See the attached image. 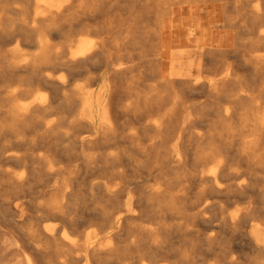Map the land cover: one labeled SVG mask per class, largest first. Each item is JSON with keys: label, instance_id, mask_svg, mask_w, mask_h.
<instances>
[{"label": "bare ground", "instance_id": "obj_1", "mask_svg": "<svg viewBox=\"0 0 264 264\" xmlns=\"http://www.w3.org/2000/svg\"><path fill=\"white\" fill-rule=\"evenodd\" d=\"M124 1L114 6L110 0H0V78L8 79L0 87L6 97L0 104V130L10 131L19 143L26 129L39 130L42 141L67 136L80 157L90 152V162L138 159L137 169L151 165L154 178L146 188L144 180L130 183L119 170L113 183L95 180L85 186L63 176L65 168L54 152L0 144V264H238L234 252L242 240L256 252L251 264H264V221L251 222L254 210L264 218V165L258 164L264 160V136L244 144L210 143L212 136L199 129L205 115L189 101L192 92L209 94L212 112L236 129L233 134H239L251 114L264 133V0H233V17L215 6L226 0H137V12L136 0ZM76 30L92 32L95 38L79 35L68 46L55 45L56 37ZM127 44H138V54L150 66L169 57L173 63L150 70L153 78L159 76L153 83L142 86L136 81L135 99L123 104L120 84L129 70L121 48ZM225 50L252 67L258 87L228 68L202 74L187 60ZM100 61L104 71L97 89L73 85L80 73L95 80L92 69ZM15 80L19 85L12 84ZM76 93L80 108L73 117L57 111L70 108ZM121 109L137 113L139 126L126 134L117 133ZM150 112L156 116L146 119ZM81 126L90 133L80 132ZM116 137L135 141L132 152L108 151L103 156L99 149ZM207 142L208 150L202 148ZM41 145L50 149L57 144ZM231 160L245 162L249 177ZM194 184L201 185L198 193ZM37 192L45 195L46 218L56 219L52 225L39 223L32 213V194ZM86 195L103 202L94 218L101 226L108 223L109 240L95 231L73 235L83 215L70 212L81 209ZM166 196L171 201L165 216L140 221L149 199L163 201ZM245 197H254L257 205L228 211L223 204ZM105 206H112L111 211ZM197 224L207 228L203 235ZM224 226L236 230L240 239L222 242L214 229ZM174 232L192 238L176 245L167 239ZM210 256L215 259L207 262Z\"/></svg>", "mask_w": 264, "mask_h": 264}, {"label": "rangeland", "instance_id": "obj_2", "mask_svg": "<svg viewBox=\"0 0 264 264\" xmlns=\"http://www.w3.org/2000/svg\"><path fill=\"white\" fill-rule=\"evenodd\" d=\"M111 3H113L114 6H123L124 5V0H110ZM144 1V0H140ZM138 1H135V6H137L135 12L137 10L139 11L138 7L140 6ZM236 1L233 0H226L225 2H218L215 4V6L218 9H224L225 13L231 17L235 16L237 14V9H236ZM150 6H154L150 5ZM159 8V7H158ZM151 14V13H150ZM101 18H97L95 21H100ZM92 32L85 31V30H76L72 31L70 34H62L54 39V43L57 47L61 46H68L73 43L71 39H75L79 35H88L89 37L95 38L94 35L89 34ZM240 41L248 44L246 41V38L244 36H240L238 38ZM246 46V45H243ZM139 50V45L138 44H127L125 47L121 48V52L123 53L124 56H122V61L127 64V69L129 70V73L127 74L126 80L125 78L123 79L124 82L120 84V99L123 104H126L130 102L131 100L135 99V88H136V81H141L142 86H145L149 83H153L152 80V75L149 74L150 70L155 72L156 70H161L164 67H169L170 64L173 63V58H164L162 61L159 60L157 62L158 64H155V66H150L146 62H143L144 58L140 57L138 54ZM115 53V50L112 49ZM113 57V54L111 55L110 58ZM143 59V60H142ZM188 62L193 66L194 68H197L200 70V73L202 74H218L225 69H231L233 73H235L237 76L241 77L246 81L248 84H250L251 87L254 89L259 86V81L256 78L257 73L252 69V67L245 63L243 60H241L240 55L236 54L232 50H225L222 52H215L210 57H189ZM104 71V67L102 66V61L98 63L97 67H94L92 69V75L94 76L95 80L90 81L87 80V74L86 73H80L75 75L74 80H73V85L79 84L81 87L85 86L87 88L91 87L93 89H97L101 84V78H99L100 74H102ZM148 72V73H147ZM64 73V71H59L58 74ZM96 73V74H95ZM99 73V74H98ZM141 75V78L139 76ZM145 74V75H144ZM5 75V71H4ZM149 76V77H148ZM6 76H2L0 78V87H3L5 84L8 83V79H5ZM159 77V76H157ZM157 77L153 79H157ZM145 79V80H144ZM152 80V81H151ZM90 81V83H89ZM92 82V83H91ZM20 81L15 80L12 82L14 85H19ZM91 85V86H90ZM98 86V87H97ZM134 89V90H133ZM130 90L129 93L127 91ZM40 93L44 96H48V92L46 90H41ZM73 101L71 103L70 108H59L57 111L63 112L66 116H69L70 118L75 115V112L79 110L80 108V103L77 99L78 94H74L71 96ZM189 101L192 102L195 107L197 108L198 111H201L202 114L205 115V120H207L204 124H200L199 129L204 133V135H211L212 140L210 143L213 144H244V142L251 139L252 137L256 135L262 134L264 136V133H261L258 130L257 127V122L254 119V115H250L249 118L246 120L244 123V126L242 124L241 130H237L239 134H233L237 133L236 129H231L229 126V122L226 120L222 119L219 116H216L211 108L213 107L211 104L212 97L209 94H205L202 92L197 93H190L189 94ZM8 102V101H7ZM6 103V97H4V94H0V104ZM168 105V104H167ZM167 107V106H166ZM1 108H3L1 106ZM120 112V115L118 118L117 124L119 126L117 133H121L123 131V134L128 133L130 130V127H138L139 123L135 120L136 114H134L133 111L130 109L127 110H122ZM144 112V111H143ZM53 115L56 117L59 116V112H54ZM156 116L152 112H150V115L146 117V119H150ZM135 120V121H134ZM135 125V126H134ZM80 132L83 134L87 132L90 133V129L87 127H79L78 128ZM82 129V130H81ZM120 131V132H119ZM68 132H71L69 130ZM39 130H28L26 129L23 137V141L21 143L17 142L18 138L16 136H13L10 131H4L0 130V144H29L31 148H33L35 151H41L46 152V151H51L57 154L58 156V162L59 164L63 165L65 168V171L63 173L64 177H70V178H76L78 181L82 182L83 184H88L92 181L95 180H101V181H106L109 183H113L115 181L116 173L121 170L122 172H125L128 178V181L130 183H134L135 180H144L143 185L148 186L151 185V183L154 181L153 175L151 174L152 172L150 169L152 168L151 165H148L146 167L138 168V159H131L130 162L125 163H119V162H114L111 161L110 159L107 160H98L96 163L90 162L89 159H91V156L88 155L90 153L89 151H84L82 154V157H80L79 149H75L73 146L68 145V144H76L71 142V138L65 137L64 139H58V140H48V141H42L39 138ZM23 134V133H22ZM238 139V140H237ZM124 140V141H123ZM147 142V140H145ZM41 144H57V145H51L50 149L48 146L41 145ZM104 144V143H100ZM105 146L102 147V149H99L101 154L103 156H106L108 151H118V150H125L128 151L129 153L132 152V147L131 144H136L135 141H130L129 139H122L120 137H116L115 139L110 140L109 142H105ZM264 144V143H263ZM66 146V147H65ZM202 148L208 150L209 149V144L208 142L205 144H202ZM231 164L233 167H238L243 172V175L245 177H249L248 173L244 171V168H246L245 162H238L237 160H231ZM260 165H264V160H261L258 162ZM35 165H39L38 163L35 162ZM95 166V169L92 170L90 167ZM9 167V166H8ZM18 169V168H17ZM134 169H137L138 171H135ZM134 170V171H133ZM150 184V185H149ZM195 185L194 191L196 193L199 192L201 189V185ZM37 186V184H36ZM132 186V185H131ZM39 187V186H38ZM37 187V188H38ZM39 189V188H38ZM45 198V195H41L40 193H33L32 194V206L31 210L32 213L36 216L37 220L39 223H46L49 225H52L56 222V219L52 217H47L46 214L43 210V200ZM87 200V201H86ZM83 205L80 207L81 209L78 210L76 208L75 210H71L70 214L71 216H78L79 218L81 215L85 216V218L82 219L80 218L79 225L76 230H74L72 233L73 235L76 236H84L85 233H89L91 231L99 232L100 236L102 235V238L104 240H109L111 235V228L108 225V223L104 224L105 226L99 225V221H97L95 217V214L100 210V206L103 205V202H98L97 200H91L89 199V195H86V198H83ZM149 206H147L148 211L144 213L141 216L140 221L142 222H148V221H154V216L158 215L159 213H162L163 216L167 214V205L170 204L171 198L169 196H166L163 201H154L152 199H149ZM88 202V204L86 203ZM87 204V206H86ZM223 204L228 208V211H233L236 208H242L246 205H252L254 206L255 204L257 205V200L254 197H245L241 199H237L235 201L229 200V201H223ZM106 210H110L112 206H105ZM142 206L138 207V209H141ZM111 211V210H110ZM157 211V212H156ZM227 211V209H226ZM76 212V213H75ZM80 214H78V213ZM251 222L254 221H264V218L261 217L260 213L257 210H254V212L251 215ZM50 220V222H49ZM173 220L169 219L167 222L171 223ZM81 222V223H80ZM198 230V232L203 235V233L207 230L205 225L203 224H197L195 226ZM96 228V229H95ZM129 227V231H130ZM214 232L219 233L220 235V240L222 242L229 240L230 242L235 243L236 240L240 239L238 238L237 231L234 229H231L227 226L214 229ZM135 232H132L134 234ZM191 235L185 233H171L169 234V237L167 236V239L169 241H174L176 242V245H181L188 243L191 240ZM242 244L236 248L234 254L237 256L238 259V264H251L253 261V258L256 256V252H254L250 246L247 244L245 240H242ZM172 261H174L177 258H171ZM215 259L214 256H210L209 260L207 262L213 261ZM165 264V263H164ZM184 264H189V263H184Z\"/></svg>", "mask_w": 264, "mask_h": 264}]
</instances>
